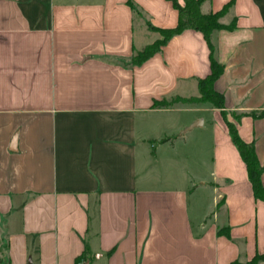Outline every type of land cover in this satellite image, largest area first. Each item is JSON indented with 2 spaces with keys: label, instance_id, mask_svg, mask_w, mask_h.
<instances>
[{
  "label": "crops",
  "instance_id": "crops-1",
  "mask_svg": "<svg viewBox=\"0 0 264 264\" xmlns=\"http://www.w3.org/2000/svg\"><path fill=\"white\" fill-rule=\"evenodd\" d=\"M229 3L213 50L186 29L136 64L178 25L172 1L0 0V264L264 255V200L231 132L264 167V0L201 10ZM212 58L222 107L200 99Z\"/></svg>",
  "mask_w": 264,
  "mask_h": 264
},
{
  "label": "trees",
  "instance_id": "trees-1",
  "mask_svg": "<svg viewBox=\"0 0 264 264\" xmlns=\"http://www.w3.org/2000/svg\"><path fill=\"white\" fill-rule=\"evenodd\" d=\"M174 6L179 10V22L176 27L160 29L154 28V30L160 32L162 36L155 42L147 45L142 50H136L132 61L136 64H140L158 52L161 47L174 35L183 32L186 29H196L204 33L206 40L208 41L211 49L213 50L212 33L216 29L221 28H233L234 24L225 25L221 22V18L229 11L231 3L226 5L222 10L217 12L203 13L201 5L205 0H185L184 4H181L179 0H170ZM136 13H140L134 8ZM212 72L205 78L200 80V99L203 101H211L218 107L223 105V95L214 90L213 85L216 79L220 76L223 70V66L219 64L215 59L211 61ZM171 102L168 101H156L155 106H168ZM231 132L233 140L237 145L242 158L244 159L247 168L250 181L253 186L254 194L256 198L264 200V184L262 181V175L264 167L261 165L257 154L255 144L253 142H245L238 134L235 126L231 125ZM264 258V255H257L247 264H258V262Z\"/></svg>",
  "mask_w": 264,
  "mask_h": 264
},
{
  "label": "water",
  "instance_id": "water-1",
  "mask_svg": "<svg viewBox=\"0 0 264 264\" xmlns=\"http://www.w3.org/2000/svg\"><path fill=\"white\" fill-rule=\"evenodd\" d=\"M200 124H202V120H198V121H196V122L193 123L189 128H192V127L197 126V125H200Z\"/></svg>",
  "mask_w": 264,
  "mask_h": 264
},
{
  "label": "built area",
  "instance_id": "built-area-1",
  "mask_svg": "<svg viewBox=\"0 0 264 264\" xmlns=\"http://www.w3.org/2000/svg\"><path fill=\"white\" fill-rule=\"evenodd\" d=\"M78 264H86V260L84 258H81L79 261H78Z\"/></svg>",
  "mask_w": 264,
  "mask_h": 264
},
{
  "label": "rangeland",
  "instance_id": "rangeland-1",
  "mask_svg": "<svg viewBox=\"0 0 264 264\" xmlns=\"http://www.w3.org/2000/svg\"><path fill=\"white\" fill-rule=\"evenodd\" d=\"M141 18H142V17H141ZM137 19L141 20L139 16H137V17H136V20H137ZM159 34L162 36V34H161V33H159Z\"/></svg>",
  "mask_w": 264,
  "mask_h": 264
}]
</instances>
